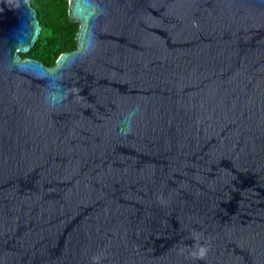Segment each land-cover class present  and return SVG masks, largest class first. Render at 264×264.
<instances>
[{"label":"water","instance_id":"obj_1","mask_svg":"<svg viewBox=\"0 0 264 264\" xmlns=\"http://www.w3.org/2000/svg\"><path fill=\"white\" fill-rule=\"evenodd\" d=\"M68 16L46 65L0 0V264H264V0Z\"/></svg>","mask_w":264,"mask_h":264},{"label":"trees","instance_id":"obj_2","mask_svg":"<svg viewBox=\"0 0 264 264\" xmlns=\"http://www.w3.org/2000/svg\"><path fill=\"white\" fill-rule=\"evenodd\" d=\"M41 24L35 44L21 57H32L53 65L62 52L76 47L75 35L79 24L68 16L69 0H30Z\"/></svg>","mask_w":264,"mask_h":264},{"label":"clouds","instance_id":"obj_3","mask_svg":"<svg viewBox=\"0 0 264 264\" xmlns=\"http://www.w3.org/2000/svg\"><path fill=\"white\" fill-rule=\"evenodd\" d=\"M205 254H206L205 249L201 248L200 251H199V256H198V258L203 259L204 256H205Z\"/></svg>","mask_w":264,"mask_h":264}]
</instances>
